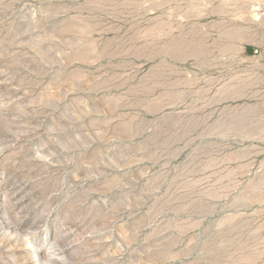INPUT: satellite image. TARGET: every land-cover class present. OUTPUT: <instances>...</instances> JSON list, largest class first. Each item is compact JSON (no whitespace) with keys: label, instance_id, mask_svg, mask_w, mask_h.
<instances>
[{"label":"rangeland","instance_id":"rangeland-1","mask_svg":"<svg viewBox=\"0 0 264 264\" xmlns=\"http://www.w3.org/2000/svg\"><path fill=\"white\" fill-rule=\"evenodd\" d=\"M0 264H264V0H0Z\"/></svg>","mask_w":264,"mask_h":264},{"label":"bare ground","instance_id":"bare-ground-1","mask_svg":"<svg viewBox=\"0 0 264 264\" xmlns=\"http://www.w3.org/2000/svg\"><path fill=\"white\" fill-rule=\"evenodd\" d=\"M76 2H77V0H76ZM85 10V9H84ZM79 20H80V18H79ZM78 22V21H77ZM161 37V36H160ZM118 40V39H117Z\"/></svg>","mask_w":264,"mask_h":264}]
</instances>
